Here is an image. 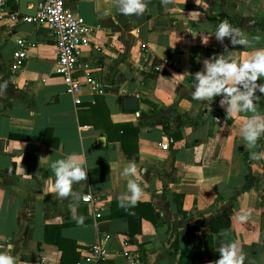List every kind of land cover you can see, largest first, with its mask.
Listing matches in <instances>:
<instances>
[{
    "label": "crops",
    "instance_id": "obj_1",
    "mask_svg": "<svg viewBox=\"0 0 264 264\" xmlns=\"http://www.w3.org/2000/svg\"><path fill=\"white\" fill-rule=\"evenodd\" d=\"M64 1L92 30L72 77L88 72L104 91L82 83L75 102L54 69L52 34L12 19L17 0L6 2L0 17V253L16 264H131L126 249L137 256L134 264H215L221 252L211 260L203 256L235 244L244 264H264V158H251L264 153V132L253 149L242 132L253 117L264 122V93L257 87L264 76L253 82L249 72L234 85L238 93L252 90L255 112L228 117L231 97L223 91L210 101L192 99L195 74H207L205 61L240 67L264 50V0H142L146 11L128 16L118 11L120 0ZM224 20L238 30L217 39ZM18 38L26 57L12 69ZM126 96L137 98L136 109L123 106ZM120 123L137 127L134 143ZM72 157L87 177L73 181L61 198L49 191L56 180L51 165ZM131 164L136 175H125ZM129 180L142 189L134 206ZM84 192L90 203L81 200ZM219 215L229 224L204 241L208 221ZM103 234L105 256L93 262L86 258L89 243Z\"/></svg>",
    "mask_w": 264,
    "mask_h": 264
},
{
    "label": "clouds",
    "instance_id": "obj_2",
    "mask_svg": "<svg viewBox=\"0 0 264 264\" xmlns=\"http://www.w3.org/2000/svg\"><path fill=\"white\" fill-rule=\"evenodd\" d=\"M168 3H172L173 0H167ZM121 7L118 11L125 16L128 15H142L146 11V4L142 0H120ZM236 31L238 29L232 28L227 20L221 21L218 25V30L215 35L217 39L228 35L229 32ZM202 43H207V38L202 39ZM205 67L207 74L197 72L195 74L196 79L199 81L196 91L192 93L193 100H211V98L223 91L227 97H231L228 101L230 108L228 109V117H235L238 112L248 110L255 112L256 107L253 105L250 99L252 90L250 89L247 94L238 93L235 88V84L240 83L246 77L248 73L251 76L248 77L253 82L264 76V50H259L255 53V58L252 62L243 63L240 67H237L236 63H227L223 59H217L214 64H209L205 61ZM226 85H228L226 87ZM6 87V85H4ZM259 91L264 93V85H258ZM234 93H236L234 95ZM243 101V105L238 102ZM224 101H221L223 105ZM243 137L246 141L248 149L256 147V142L260 138V134L264 132V122H256L255 117L249 119L248 122L242 128ZM252 159L264 158V153H251ZM53 171L56 174L55 183L49 181V191L57 193L59 197H65L72 191L73 181L80 182L86 180L87 172L81 167V163L78 162L74 157L70 158L67 162L63 159L55 161L51 165ZM125 175H136V165L131 164L129 167L124 169ZM128 189L131 191L129 201L131 205H135L142 195V189L136 183L135 180H129ZM121 206H124L121 202ZM239 221L247 219L246 216L238 215ZM83 217H81L82 222ZM11 249L12 245H8ZM240 252L238 256L237 253ZM221 257L215 262V264H244L245 254L237 249L235 244H230L226 248L220 249ZM0 264H16V260L11 255L6 253H0Z\"/></svg>",
    "mask_w": 264,
    "mask_h": 264
},
{
    "label": "built area",
    "instance_id": "obj_3",
    "mask_svg": "<svg viewBox=\"0 0 264 264\" xmlns=\"http://www.w3.org/2000/svg\"><path fill=\"white\" fill-rule=\"evenodd\" d=\"M8 0H0V17L5 14L4 6ZM31 6L35 7L33 14H25L14 8L9 12V16L16 20L31 21L46 28L53 36L56 47L55 71L60 74L64 90L73 94V99L78 102V92L82 83H86L94 92L102 93L103 86L97 83L88 72H84L82 79L72 77L76 70L82 47L88 43V34L92 31L83 21L81 15L66 6L64 0H36ZM18 46L14 49L11 68L17 69L26 57L25 46L22 38L16 40ZM171 140V137H168ZM165 146V143H162ZM83 202L90 203L89 192L81 195ZM98 215V213H96ZM107 235L95 237L88 246L86 258L95 262L105 256V242ZM122 253L127 257L131 264L137 262V256L123 250Z\"/></svg>",
    "mask_w": 264,
    "mask_h": 264
},
{
    "label": "trees",
    "instance_id": "obj_4",
    "mask_svg": "<svg viewBox=\"0 0 264 264\" xmlns=\"http://www.w3.org/2000/svg\"><path fill=\"white\" fill-rule=\"evenodd\" d=\"M116 127L120 128L121 132H122L121 134L126 135V137H129V135L131 134L133 136V143H134L136 132H137V127L135 125H132L131 123H120ZM164 129L166 131H168L166 126L164 127ZM119 140H120V144L122 146L123 152L129 153L124 139L119 138ZM217 199H218V197L215 198V200H217ZM128 204H130V202H128ZM213 206H214V203H211L210 207H213ZM147 209L150 212L147 216L149 217V219H151V221H154V218L151 214V209H150L149 205H147ZM112 214H113L112 211H110V215H112ZM126 216H128L130 218V216L127 213H126ZM228 224H229V218L226 216H223V215H219L217 218L210 219L207 223V231L202 233L203 240L206 241V239H208L214 231H216L220 227L227 226ZM169 247L171 248V250H169V251L173 254L177 249V243H176L175 238L173 240H171ZM219 256H220V251L219 250H213L211 252H207L203 256L204 258H202V259L211 260V259H215Z\"/></svg>",
    "mask_w": 264,
    "mask_h": 264
},
{
    "label": "water",
    "instance_id": "obj_5",
    "mask_svg": "<svg viewBox=\"0 0 264 264\" xmlns=\"http://www.w3.org/2000/svg\"><path fill=\"white\" fill-rule=\"evenodd\" d=\"M30 1L32 4L36 2V0H17L18 10L21 13L25 14H33L35 11V7L31 6L30 8H26V3ZM123 106L126 109H136L137 108V98L135 96H126L123 98ZM169 163V160H166Z\"/></svg>",
    "mask_w": 264,
    "mask_h": 264
}]
</instances>
